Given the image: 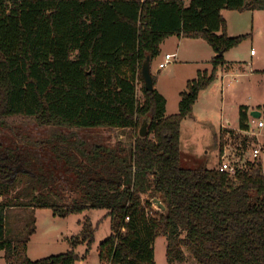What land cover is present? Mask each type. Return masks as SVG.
<instances>
[{
	"label": "trees",
	"instance_id": "16d2710c",
	"mask_svg": "<svg viewBox=\"0 0 264 264\" xmlns=\"http://www.w3.org/2000/svg\"><path fill=\"white\" fill-rule=\"evenodd\" d=\"M186 1L0 0V122L29 116L40 125L136 133L129 144L89 148L74 131L55 132L40 141L46 161L34 144L0 141V251L7 264L79 260L73 242L67 252L31 259L27 243L37 218L13 234L8 213L17 208H49L59 217L107 210L112 234L99 245L101 264H156L158 236L167 237L171 264L189 257L188 264H264L262 161L235 175L181 164L182 121L217 70L232 67L224 53L249 36L229 35L222 10H264V0ZM172 35L205 39L216 56L210 74L199 70L188 81L179 112L166 115V97L146 89L142 66ZM145 117L149 132L141 137ZM249 120L243 104L239 128L249 130ZM245 138V145L253 140ZM225 143L221 134V152ZM61 174L72 180L66 187ZM91 219L82 229L88 249L95 241Z\"/></svg>",
	"mask_w": 264,
	"mask_h": 264
},
{
	"label": "rangeland",
	"instance_id": "374dc122",
	"mask_svg": "<svg viewBox=\"0 0 264 264\" xmlns=\"http://www.w3.org/2000/svg\"><path fill=\"white\" fill-rule=\"evenodd\" d=\"M189 1L187 0L186 3L188 4ZM222 15L226 20V30L229 35L238 36L248 33L249 36L224 53L227 65L231 64L232 67L228 70L225 67L217 70L213 82L201 90L192 115L182 121L181 164L186 167L208 164L211 168H218L221 134L225 144L237 154V157L241 155L244 147L261 145L263 148L264 145V128H257V120L254 122L251 115L250 129L244 131L239 128L241 105L254 108L257 104H264V10L223 9ZM177 42V39H171L163 44L161 54L151 63V72L156 76V83L168 97L169 109L178 104L180 91L186 90L188 80L196 78L199 70L207 71L208 74L213 71L212 60L215 55L212 46L205 39L187 38L179 45L181 49L179 59L173 58L166 67L160 68V62L163 59L165 61V52L174 49L175 46L178 47ZM252 49L255 50V54L251 53ZM124 72L125 76L131 77V72L126 68ZM137 80L139 95L142 97L140 91L142 81L138 78ZM227 129L234 130L235 133L231 136ZM71 131H74L79 139L86 141V146L89 148L94 144L111 145L118 141L129 144L136 134L133 129L122 128L68 129L40 125L29 116H10L3 123L0 122V141L17 145L34 144L32 147L42 154L46 161L48 154L44 152L45 146L40 141L51 137L55 132L70 133ZM246 136L253 140L245 145L243 140H246ZM259 159L264 165V149ZM63 176L64 174H61L60 180L66 187L71 178L67 179ZM156 200L160 202L161 198ZM154 207H157V203ZM107 213L105 209H92L59 217L49 208H40L36 211L17 208L8 213V227L11 233L18 234L35 214L36 231L27 243V252L31 259L67 252L71 248L70 243L73 242L79 256L76 264H101L99 245L112 234L111 218ZM87 218H92L95 227V241L89 249L82 241L83 224ZM167 243L166 236L156 238L154 244L156 264H171L167 260ZM0 252V264H7L3 251ZM189 262H191L190 257L185 263L173 264Z\"/></svg>",
	"mask_w": 264,
	"mask_h": 264
},
{
	"label": "built area",
	"instance_id": "2783aa9c",
	"mask_svg": "<svg viewBox=\"0 0 264 264\" xmlns=\"http://www.w3.org/2000/svg\"><path fill=\"white\" fill-rule=\"evenodd\" d=\"M251 53L255 54V50L252 49ZM174 57L175 54L166 53L165 61L160 62V67H165ZM256 120L257 127H264V119L257 118L253 121L256 122ZM262 152L263 148L261 145H251V147L249 146L242 148L241 155L237 157V154L233 153L231 149L228 148V145H225L223 151L219 152V169L222 171H227L231 175H235L239 170H243L247 167V162L256 161L257 159H259ZM242 157L243 159H241ZM126 219L128 220L129 217H127Z\"/></svg>",
	"mask_w": 264,
	"mask_h": 264
},
{
	"label": "crops",
	"instance_id": "0c3cea01",
	"mask_svg": "<svg viewBox=\"0 0 264 264\" xmlns=\"http://www.w3.org/2000/svg\"><path fill=\"white\" fill-rule=\"evenodd\" d=\"M188 37H182V36H178V35H172V36H169L168 38H166L163 42H162V48H161V51H160V54H161V52H162V50H163V44H165V43H167V42H169L171 39H177V45H178V47L177 46H175V48L174 49H172V50H169V51H166L165 52V54L166 53H173V54H175L176 56L174 57V58H176V59H179V56L181 55V49H180V44L182 43V41L183 40H185V39H187ZM191 39H194V38H191ZM159 54V55H160ZM216 56V53H215V55H214V57ZM163 61H164V59H163ZM182 61V60H181ZM185 62H190L189 60H184ZM183 61V62H184ZM171 62V61H170ZM169 62V63H170ZM168 63V64H169ZM167 66V65H166ZM165 66V67H166ZM159 67H160V65H159ZM160 68H164V67H160ZM189 81V80H188ZM188 83V82H187ZM155 87L166 97V100H167V104H166V115H172V114H175V113H178L179 112V101H180V98H181V93L183 92V91H185V90H181L180 91V93H179V96H178V104H176V105H174V107H172L171 109H169V100H168V97L166 96V94H164V92L162 91V90H160V88L158 87V85H157V83L155 84ZM187 88V87H186ZM264 104H257V105H255V107L253 108V106L252 107H250V112L252 111V110H255V109H257V110H260V111H262L263 112V110L261 109V108H259V106H263ZM251 118H252V116H251ZM254 119H257V118H255V117H253V120ZM260 119H264L263 118V115H262V117L260 118ZM252 120V119H251ZM249 125L251 126L252 125V122L251 121H249ZM257 128H259V129H261L260 127H257ZM262 128H264V127H262ZM1 253V252H0ZM3 254H4V251H3ZM5 259V258H4ZM5 262H6V260H5Z\"/></svg>",
	"mask_w": 264,
	"mask_h": 264
},
{
	"label": "water",
	"instance_id": "95a60500",
	"mask_svg": "<svg viewBox=\"0 0 264 264\" xmlns=\"http://www.w3.org/2000/svg\"><path fill=\"white\" fill-rule=\"evenodd\" d=\"M142 74H143V78H144V81H145L146 89L147 90H152L155 87V82H154L153 74L151 72V57L150 56H148L146 58V60L144 61V63H143ZM250 115L252 117H255V118H261L262 115H263V112L260 111V110L255 109V110H252L250 112ZM149 123H150L149 117H145L142 120L140 129H139V136L145 137V136L148 135Z\"/></svg>",
	"mask_w": 264,
	"mask_h": 264
}]
</instances>
